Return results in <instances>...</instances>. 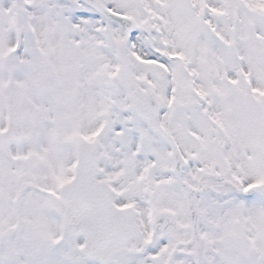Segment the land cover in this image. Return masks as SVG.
<instances>
[{
    "label": "snow or ice",
    "instance_id": "6c2138e0",
    "mask_svg": "<svg viewBox=\"0 0 264 264\" xmlns=\"http://www.w3.org/2000/svg\"><path fill=\"white\" fill-rule=\"evenodd\" d=\"M0 264H264V0H0Z\"/></svg>",
    "mask_w": 264,
    "mask_h": 264
}]
</instances>
